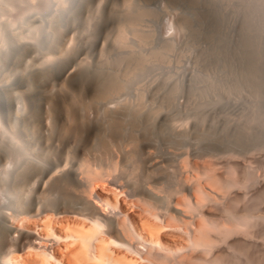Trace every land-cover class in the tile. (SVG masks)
<instances>
[{
  "label": "rangeland",
  "instance_id": "374dc122",
  "mask_svg": "<svg viewBox=\"0 0 264 264\" xmlns=\"http://www.w3.org/2000/svg\"><path fill=\"white\" fill-rule=\"evenodd\" d=\"M10 1L16 5L13 7L5 0H0V29L2 24H10L8 30L18 36L17 45H23V50L13 54L17 58L10 59L12 64L18 66V70H0L1 86L11 87L12 94L19 98L3 115L0 113V150L7 142L13 144L10 155L0 152V160L3 161L0 163V219L8 218L9 222L12 220L10 223L14 227L13 231L16 229L11 231L10 223V226L1 228L0 235L3 236L0 239L5 240L0 241V249H3L0 254L5 256L0 255V264H9L10 260V264H37L36 260L45 258V254L40 252L39 257L36 255V250L29 244L30 234L26 230H34L40 221L48 217L49 221L52 219L56 224L64 218H81L85 214L92 216L96 209L94 201H99L102 194L118 198L123 204L126 202L124 205L127 211L132 210L130 213L138 219L139 216L150 222L156 219L154 224H157L158 232L168 237L172 229L166 230L173 227L168 222L169 218L171 223L182 226L178 229L174 224L176 229L173 227V233L176 234L172 233L171 236L180 233L182 239H186L190 227L202 220V213L208 214L206 216L210 218L212 216V219L217 217L215 226L208 223L203 225L204 233L212 236L215 232L220 241L229 239L227 241L232 242L237 238L239 242L233 241L239 245L230 243L231 257L226 250L225 253L222 250L219 260L217 258L212 264H220L222 260L224 264L230 260L231 263L228 264H264V147L254 146L243 150L201 149L193 135L198 122L196 105L185 93L177 95L176 105L166 104L165 91L161 88L163 77L160 69L151 72L149 76L138 75L141 69L150 64L169 69L172 77L185 72L187 79L196 70V53L184 46L187 27L183 22L180 3L175 0H92L89 6L91 8L88 7L86 15L84 14L88 21L86 27L78 24L62 27L60 37H50L39 50L34 45L39 41V35H42L37 17L40 6L47 1L66 4V0ZM155 3L161 6L158 30L147 16L131 17L103 23L100 34L91 38L92 25L94 21L100 20L104 9L112 8L131 14L138 5L152 6ZM27 18L29 23H33L30 24L33 28L31 34L22 29L27 26L23 22ZM51 19L52 16L49 21ZM159 36L169 40L171 47L166 50L155 48V41ZM8 41L9 38L0 30V51L8 47ZM115 52L120 59L115 56ZM2 62L0 69L4 65ZM93 62L111 68L117 77L115 82L102 89L93 85L83 88L78 82L73 83L72 80L81 69ZM48 70L51 73L44 78L43 75ZM54 100L58 104V110L52 102ZM233 105L225 115L237 122L241 115L238 106ZM130 107L135 108L139 114L153 111L149 124L144 119H137L143 126L151 129L166 121L174 134H187L190 138L177 143L156 140L146 133L143 126L138 123L132 126L126 119V108ZM202 108L205 119L200 127L205 129L217 114L214 107ZM73 110L78 112L79 122H83L85 126V131L80 136L73 130L78 123L71 113ZM8 115L10 119L19 117L21 121L16 125L11 119L14 124L9 120V126L4 125L3 119ZM120 116L124 117L120 123H116ZM117 124L121 131L115 132L113 128ZM14 127L22 132H15ZM18 134L24 135L22 141L16 140ZM5 164L14 172H20L19 181L22 184H17L15 189L7 185L11 182V177L2 170ZM16 195L27 200L28 206L21 208L12 204L14 208L9 207ZM177 206L180 210L185 209L184 213L187 211L188 215L174 211ZM217 207L222 209L218 210ZM245 207L247 210L244 211ZM210 210L212 212H208ZM148 212L153 216H147ZM172 212L176 216L172 217ZM74 214L76 216L73 218ZM143 214L145 217L142 218ZM177 215H183L184 218L179 217L182 220H178ZM196 217L201 218L198 220ZM166 220L171 225L170 228L165 225ZM180 221L188 223L183 222L181 225L178 224ZM87 222L90 220L87 219ZM161 222L166 230H160ZM189 222H193V225L190 226ZM107 227L109 226H106V231L110 229L112 234L115 232V236H112L113 239L117 236V239L114 240H128L143 248L142 240L133 233L128 222L123 223L121 230L114 226ZM103 231L105 230H99L98 235ZM238 234L247 236L250 243L242 241ZM247 245L249 248H246ZM207 253L203 252L208 256ZM194 254L198 253L194 251ZM196 261L198 260L194 261L196 264H202Z\"/></svg>",
  "mask_w": 264,
  "mask_h": 264
},
{
  "label": "bare ground",
  "instance_id": "6f19581e",
  "mask_svg": "<svg viewBox=\"0 0 264 264\" xmlns=\"http://www.w3.org/2000/svg\"><path fill=\"white\" fill-rule=\"evenodd\" d=\"M5 1L11 6L13 5V7L14 5H16L13 4L10 0ZM175 1H177L181 5L183 22H185V26L187 27L184 46L185 48L193 50L196 53L197 68L187 79L184 74L185 72H183L182 74L180 73L176 77H172L170 75L171 73L169 72V69L167 70L157 64H150L146 65L143 70L141 69L138 74L140 75L139 77L145 75L149 76L151 75V72H156L157 69H160L159 72H161L163 77L161 88L165 91L164 102H166V104L174 105L177 95L180 93H185L188 96L189 100H191L192 103L196 105L195 114L198 118V122L195 126L193 135L196 137L195 139H197L200 145L199 147H201V149L243 150L254 146L264 147V0ZM65 2L66 4H62L61 2L55 4L52 3V1H47L44 5L40 6V12L38 11L37 14L39 15H37V17L39 20L38 26H41L42 35H39L38 33L40 39L34 45L35 49L40 50V48H42L47 43V39H49L50 37H55L56 39L59 38L61 35L60 29L62 27H68L72 24H78L79 26L83 27L87 26L88 21L86 20L87 17L85 18L84 14L86 15L85 11L90 6L92 0H66ZM26 9H28V7ZM51 16L52 19L51 21H49V17ZM144 16H147L153 22L155 29L158 30L161 18V6L158 3L152 4V6L146 4L145 6L138 5L131 14H125L119 10H115L112 8L104 9L99 17L100 20H97L96 22L94 21L92 25L93 28L91 30V38L94 39L100 34V31H102V25L105 22H108L110 20H122L131 17ZM23 22L27 24L26 27L22 28L23 30H25L24 32L28 34L33 33V28L31 26L33 25V23H29V18L25 19ZM2 25L3 26H1L2 28L0 30L4 33L5 37L9 38V41L7 42L8 47L3 48L0 51V63L2 61V65L4 63L0 70L16 71L18 70V66L12 64L10 59H15L18 57L13 54L18 51L22 52L23 45H17L16 39L18 36L16 37L15 33H12L8 30L10 24L8 25V23H6ZM37 32H40V30ZM170 47L171 42L169 40H165L160 36L157 37L155 41V48L166 50ZM113 54L111 55L114 56ZM116 54L117 52H115V56H117ZM117 57H119L120 59V56ZM50 73L51 71L48 70L44 74L45 76L43 75V77L46 78ZM116 78V74L111 70V68L108 69L93 62L92 65L84 66L81 69L80 73L72 81L73 83L78 82L83 88L87 85H93L98 89H102L111 82H115ZM40 79L43 78L41 77ZM129 87L131 88V86ZM230 95H234L235 97H231ZM18 99V96L12 94L11 87L6 85L1 86L0 84V113H2V115L4 112L10 109L12 103L14 101L17 102ZM52 102L55 105V109L58 110V104L55 102V100ZM233 104L236 105V107L238 106L237 108L240 111L239 115H241V119L236 120L237 122L230 120V118L225 115V112L228 111L227 109H229ZM206 106L214 107L213 109H216L217 116L210 120L207 128L201 129L200 123L205 119L202 107ZM126 112V119L132 126L137 125L136 123L140 124L141 127L143 126L142 122L140 123L137 121L138 118H141V120L144 119V122L149 124L148 122L153 116L152 110L145 114H139L137 110L132 107L126 108ZM71 113L78 120V123L76 124V126L74 125L75 128L73 127V130L74 132H76L75 134H79L78 136H80V134L85 131V126L82 124L83 122H79V115L76 110L71 111ZM9 116L10 115L4 117V125H8L9 120L11 121L12 118L10 119ZM123 117L124 116H120L119 119H117L116 123H120V120ZM12 121L16 122L15 124L17 125V123L19 124L21 119L17 117L15 119H12ZM142 128L148 135H151L160 142L164 141L177 143L186 141L190 138V136L187 134H174L172 132V129L170 128L169 123H167L166 121L160 124V126L158 127L149 129L146 126H143ZM15 130L16 129L14 127V131ZM113 130L115 132L121 131V127H119L117 124L116 126H114ZM16 131L19 133L22 132L18 131V129ZM14 134L16 135L17 133ZM23 136H21V134H18L16 136V140L22 141V139H24ZM12 150L13 144L7 142V144L3 146L0 152L4 151L5 153H7V155H10L12 153ZM1 161L2 160H0V163ZM2 170H4V172L7 173L9 177H11L10 183L7 180V182L9 183H7V185H10L9 188L15 189L17 188V184V186L22 184L19 181L21 177L19 174L20 172H14V170L9 169L8 165L6 164ZM4 180L5 179H3V181ZM118 196H120V194H118ZM181 202L183 203L185 202V200ZM27 203V200L24 201L19 195L12 199V202L10 203L11 206L9 207L14 208V206H12L13 204L17 207L22 208L23 206H28ZM94 203L96 204V209L92 216L86 215L84 213V217L79 218L75 217L76 215L74 214V219H71L72 217L64 218L58 221V223L56 224H54L52 219L49 221L50 217H48L49 219L46 218V220L48 219V221L44 220V218L43 221H40L41 223H38L35 226L34 230H26V232L30 234L31 241L29 244H31V247L36 250L35 252L37 254H35L37 256H40V252L45 254L43 255L45 256V258L42 259L40 257V259L38 258L36 260L37 264H194L195 260H198L196 262L202 264H212L213 262H216L217 258L219 260L222 250H226V253H229L228 255L231 257L232 252L230 254V250L232 249V246L230 245V243L232 244V242H235L233 240H238L239 242V239L237 238L233 239L232 242L231 240L227 241L229 239L220 241L219 236L215 234V232V235L213 234L212 236L210 234L207 235V232L204 233L203 225L208 223L210 226H215L217 221V217L212 219L211 215L210 218L206 216L208 214L205 215V213L201 214L202 220H200L201 217L199 219L197 218L198 216L196 217L198 220H200V222L198 221L197 224L193 225V222H189L190 226H193L190 227V230L187 232L188 236H186L187 238H184V240L182 239V234L178 232V229H180V227L182 226L171 223L172 221L170 222V218L168 222L170 224H173V227L175 225L176 228L177 226L179 227L177 229V232L181 235L179 236V238H177L179 234L177 236L175 235L176 237L171 236L176 233H173V231L175 230L173 229V227L170 228L171 225L167 223L168 219L166 220V224H164L166 226L169 225L168 227L170 229L166 230L165 225L163 228L162 222L160 223L161 227L159 228L160 230L161 228H163L162 230L165 229L166 231H171L172 229L170 235L171 237H168V235L166 236L164 233L158 232V226L157 224H154L157 221L156 219L153 218L154 222L152 221V223L146 219L142 220L141 216H139L140 219L136 218L133 214L130 213L132 210L129 212L127 211L124 205L127 204L126 202H124L123 204L118 200V198H115L111 195L102 194L99 198V201H94ZM245 203H247V200ZM212 206H214V204ZM127 207L129 208V205ZM133 207L135 208V206ZM247 207H245L244 211L247 210ZM219 209L222 208L219 207L218 210ZM184 210L185 209L180 210L177 206L175 207L174 211L183 214ZM211 210L208 212H212ZM186 213L187 211H185L184 213L185 216L188 215ZM143 215L142 218L145 217V215ZM150 215L148 212L147 216ZM173 216L176 215L174 214L172 215V217ZM182 216H178V220L182 218ZM87 219H89L90 222H87ZM243 219L245 220V218ZM10 222L8 218H1L0 231L2 230L1 228L10 226ZM124 222H128L133 233L140 237V239L142 240L141 243L143 244V248H141L140 244H138L140 246L139 247L138 245L128 240L126 242L116 241L114 239L117 236L113 239V236H115V232L114 234H112L110 229L109 231H106L108 230L106 229V226H109L111 228L112 226H114L117 230H121V226ZM180 222L178 224L183 225V222L185 221H183L182 223ZM223 222L221 223V225L224 224ZM8 223H10V225ZM185 223H188V221H186ZM185 226L187 227L188 225L185 224ZM186 227L184 228L186 229ZM224 227L226 228V225ZM230 228L232 227L230 226ZM13 229L14 227H12L11 231H13ZM8 230L7 234H9ZM99 230L105 231H103L101 235H98ZM14 231H16V229ZM1 235L3 236V234ZM238 235V238L242 239V241L245 240V242L248 241L247 243H250L247 236H245L244 234ZM224 238H226V236H224ZM3 239L4 238L0 239V241H2ZM4 243L5 242L3 241V244ZM236 244L239 245L238 243ZM249 246L251 247V245ZM258 246H260V244ZM42 247H44V250L42 249ZM215 248L219 249V253H217L218 251H216L217 249L215 250ZM246 248H249L248 245ZM194 251L198 254L195 255ZM203 252H208V256L205 255L206 253L203 254ZM1 256L4 257L5 255ZM251 259L252 258H250V260ZM256 260L257 259H255V261ZM242 261L245 260L243 259ZM10 262L11 260L9 261V264ZM222 262L223 260L219 263L224 264ZM228 263H231V260L228 261L227 264Z\"/></svg>",
  "mask_w": 264,
  "mask_h": 264
}]
</instances>
